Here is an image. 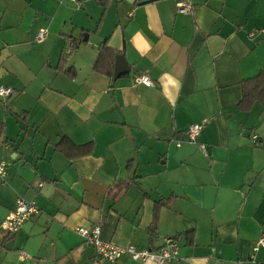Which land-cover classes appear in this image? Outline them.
Segmentation results:
<instances>
[{"label":"crops","instance_id":"1","mask_svg":"<svg viewBox=\"0 0 264 264\" xmlns=\"http://www.w3.org/2000/svg\"><path fill=\"white\" fill-rule=\"evenodd\" d=\"M178 1L0 0V222L18 196L38 207L0 230V264H90L74 228L94 224L121 246L177 237L170 264L264 262V106L244 100L264 0ZM195 122L207 155L184 140Z\"/></svg>","mask_w":264,"mask_h":264},{"label":"built area","instance_id":"2","mask_svg":"<svg viewBox=\"0 0 264 264\" xmlns=\"http://www.w3.org/2000/svg\"><path fill=\"white\" fill-rule=\"evenodd\" d=\"M76 5H79L81 0H68ZM191 0H179L176 4V10L178 12H188L191 8ZM264 32V29H262ZM46 36V29L39 28L35 41L41 42ZM71 46L67 51L71 50ZM135 84H142L145 86H152L154 82L144 73L137 74L133 77ZM14 94V89L8 86H0V98L5 99ZM202 124L195 122L187 125L183 130L184 140L190 143H196L198 148L207 155L205 144L198 142V136ZM251 141L255 142L257 139L256 134L251 135ZM179 141H176V145H179ZM4 161H0V182L4 181L5 176ZM38 212L36 204L28 199L18 196L15 199V206L10 210L0 222V230L5 234H11L18 231L23 223L29 219L32 215ZM74 231L81 236L86 242L93 247V254L90 258V264H106L113 263L122 255H128L131 259L139 262L153 261L155 264H170L171 261L177 259L178 253V239L172 236H167L162 239V243L159 248H136L132 244L118 245L110 241L101 240L99 237L100 227L99 224H94L91 227L77 226ZM253 251L262 248L264 249V235L260 236L253 245ZM24 254L20 253V258H23ZM250 260L254 264H264L263 261L255 260L253 253L250 255Z\"/></svg>","mask_w":264,"mask_h":264},{"label":"trees","instance_id":"3","mask_svg":"<svg viewBox=\"0 0 264 264\" xmlns=\"http://www.w3.org/2000/svg\"><path fill=\"white\" fill-rule=\"evenodd\" d=\"M253 79L256 81V83L254 86H252V89L250 90V92L247 91V93H245L244 100H246V101H248V99L258 100L264 106V76L261 73L260 75H258L257 77H255ZM175 238H177V237H175Z\"/></svg>","mask_w":264,"mask_h":264},{"label":"water","instance_id":"4","mask_svg":"<svg viewBox=\"0 0 264 264\" xmlns=\"http://www.w3.org/2000/svg\"><path fill=\"white\" fill-rule=\"evenodd\" d=\"M128 1H130V0H128ZM122 61L124 62L122 55L117 54V55L115 56V62H116L117 64H119V62L122 63ZM116 63H115V64H116ZM117 64H116V65H117Z\"/></svg>","mask_w":264,"mask_h":264}]
</instances>
